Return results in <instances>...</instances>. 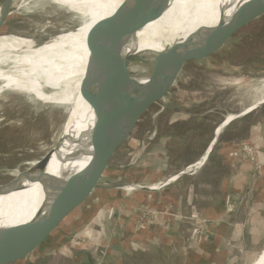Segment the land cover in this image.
<instances>
[{
    "label": "rangeland",
    "instance_id": "374dc122",
    "mask_svg": "<svg viewBox=\"0 0 264 264\" xmlns=\"http://www.w3.org/2000/svg\"><path fill=\"white\" fill-rule=\"evenodd\" d=\"M46 3L43 5L41 0H17L14 4L15 10L3 31L25 37L31 42L25 47H18L25 54L23 56H26L27 76L40 74L45 78L43 81L47 82V78L50 79L57 72L56 65L60 66L62 62L65 66L64 77H70L73 72L85 71L86 44H70L66 51L58 43L50 42L36 49L33 40L58 36L77 25L73 13L49 1ZM225 38L205 47L202 57L197 52L183 63L182 71L170 93L143 116L130 140L114 157L101 184H123L128 180L130 182L131 179L125 173L128 168L123 169L129 166L132 171L137 170L138 178L145 176L149 183L158 184L169 180L176 175L169 174L175 172L170 167V161L168 163L171 154L170 150L167 152V148L170 145L181 142L179 148H174L176 152H181L189 140L196 138L199 133H202L199 138L209 137L203 153L190 165L194 164L205 154L209 143L214 139L215 131L226 117L241 114L264 97V16L236 33L227 43L220 45ZM1 41H4L3 38ZM57 76L60 77V73ZM45 91L48 94L53 92L51 89ZM67 111V107L43 103L33 94L25 93L16 86L4 88V83L0 81V185L14 179L52 149L62 134ZM263 123L264 104L233 120L219 135L215 149L230 143L243 145L251 128ZM182 130L185 131L180 133ZM169 132L173 133L171 137ZM154 135V140H150ZM260 142L263 141L255 139L253 147L261 155L263 149ZM141 144L144 159V155L141 157L138 154ZM164 150L166 158L164 156L163 159L161 151ZM167 163L170 165L168 168ZM197 176L198 173L189 176V183L198 181ZM203 190L204 188L202 192ZM119 193L123 192L110 196L105 189L95 190L85 205L76 211V214L81 215L79 219L71 223V217L67 216L55 228L62 230L54 232L45 229L36 231L33 236L31 234L32 241L27 242L25 250L22 242L10 252L8 264H89L90 255L87 257L84 254L80 257L78 254L91 249V237L97 241L96 249L101 258L104 254L102 246L108 240L104 235L105 225L96 214L111 203L112 199L120 196ZM89 202L91 206L87 208ZM170 209L172 212L173 208ZM113 214L114 210H111L110 216ZM161 225L163 228L166 226ZM173 226L175 225L172 224ZM43 236L48 239L33 247L37 239ZM263 247L264 245L259 252L252 255L254 259L250 264L256 262Z\"/></svg>",
    "mask_w": 264,
    "mask_h": 264
},
{
    "label": "bare ground",
    "instance_id": "6f19581e",
    "mask_svg": "<svg viewBox=\"0 0 264 264\" xmlns=\"http://www.w3.org/2000/svg\"><path fill=\"white\" fill-rule=\"evenodd\" d=\"M41 1H43V5L47 4L46 0ZM124 1L126 0H59L71 12H76L80 25L75 33L61 35L51 43H58L66 51L70 44L85 43L86 59L84 63L87 65L89 31L99 21L113 15ZM242 1L244 0H171L168 11L158 21L149 24L137 33L136 41L130 43L125 51L129 52L137 44L138 52H159L165 45L176 41L172 48L173 59L177 66H182L188 58L194 57L197 52H200L198 54L202 57L204 54L202 50L205 47L229 35L236 34L264 15L234 17L235 4ZM223 6L227 8L224 13L225 21L219 24V9ZM230 6L233 7L228 9ZM3 40L0 42V81L4 83V88L16 86L24 90L25 93L35 95L36 99L43 102L54 104L62 102L73 105L69 111L70 117L64 132L65 135L72 136L67 142L70 144L67 147L64 143L62 147L59 146L55 150L47 173L58 177L63 169L71 171L83 169L89 163L106 133L111 129L102 122L101 118L105 115L107 108H110L116 100L117 83L111 82L104 85L85 101L79 90L85 71L73 72L70 77H64L65 66L62 62V65H56L57 72H54V76L51 75L50 79L47 78V82L43 81L45 78L40 74L27 76L26 56H23L25 54L18 47H25L31 42L25 37L16 36L4 37ZM57 73H60V77L57 76ZM47 87L57 88L58 92L60 91L59 95L63 94L64 96L67 93L68 96L65 95L60 99L56 93L46 94L44 89ZM74 94H76L75 97ZM258 103H264V97L256 104ZM252 106L254 107V105ZM226 119L227 123L233 119V116L226 117ZM127 121L128 117L126 116L122 123L125 124ZM222 127L217 130V135L221 134ZM25 186L29 188L0 197V264L2 260H8L10 252H13L19 243L23 242L25 250L27 242L32 241V236L36 231L53 230L62 222V219H58V223L55 225L48 221L34 220V218L41 204L49 206L66 191L43 190L41 184L35 182H25ZM34 222L36 225H33ZM254 264H264V250Z\"/></svg>",
    "mask_w": 264,
    "mask_h": 264
},
{
    "label": "water",
    "instance_id": "95a60500",
    "mask_svg": "<svg viewBox=\"0 0 264 264\" xmlns=\"http://www.w3.org/2000/svg\"><path fill=\"white\" fill-rule=\"evenodd\" d=\"M16 1L0 0V39L15 36L5 33L3 30L15 10L14 4ZM46 1L71 12L59 0ZM170 5L171 0H126L113 15L99 21L89 31L87 39L89 56L79 87L81 97L86 101L104 85L111 82L117 83L116 100L110 108H107L105 115L101 118L102 122L107 124L106 126H109L111 129L102 139L89 163L83 169L77 171L63 169L58 174V177L47 173V168L55 150L59 146L62 147L64 143L67 147L70 144L67 142L70 141L71 135H65L64 132L70 117L69 111L73 105L71 106L68 103L62 102L54 104L41 101L47 104L67 107L68 112L62 134L52 149L39 161L35 162L33 166L19 173L17 177L8 183L0 185V197L9 196L28 189L29 187L25 186V182L39 183L43 190L66 191L53 205L43 206L41 204L34 218L37 221H48L56 225L58 219H64L69 216L68 214L80 210L95 190L131 186L106 185L101 184V180L106 171L111 168L114 157L132 137L143 116L153 106L162 102L170 93L180 71H182V67L181 65L177 66L176 61L173 59L172 48L173 43L176 41L170 45H165L162 51L159 52H138L137 44L129 52L125 50L130 43L136 41L135 37L137 33L141 32L149 24L158 21L168 11ZM231 7L233 6H230L228 9ZM226 9L224 6L219 9V24L225 21L224 13ZM71 13L74 14V20L77 25L58 36L43 40H33L36 49L56 40L61 35H67L70 32L75 33L78 30L80 25L79 16L76 12ZM233 14L234 17L264 14V0H244L241 3H236ZM235 35H229L224 41H221L220 45L227 43ZM45 89L53 90L52 93H60L57 88L47 87ZM45 89L44 92L46 93ZM65 95L68 96L67 93ZM64 96L63 94L57 95L60 99ZM75 96L76 94H74ZM262 104L264 103H258L252 109L233 116V119L227 123L226 119L217 130L223 126V131L233 120L246 115ZM126 116L128 117V121L123 124L122 122ZM217 130L200 165L207 160L219 138L220 134L217 135ZM183 175L181 173L175 175L171 180L178 179ZM47 239V236L38 238L33 247L41 245ZM1 264H8V262L2 260Z\"/></svg>",
    "mask_w": 264,
    "mask_h": 264
},
{
    "label": "crops",
    "instance_id": "0c3cea01",
    "mask_svg": "<svg viewBox=\"0 0 264 264\" xmlns=\"http://www.w3.org/2000/svg\"><path fill=\"white\" fill-rule=\"evenodd\" d=\"M154 138L155 135L150 140ZM257 138L263 141L260 145L264 160V123L253 126L244 143L253 145ZM213 150L198 172V181L189 183L190 175H184L159 192L139 189L125 193L122 188H104L113 195L124 193H119L120 196L107 204L109 207L106 205L96 214L105 225L104 235L108 241L102 246L104 254L99 257L97 241L91 237V249L78 255H90L89 264H250L254 259L252 255L264 245V165H256L240 156L238 145L234 143ZM142 152L141 144L138 154L144 155V159ZM161 152L164 159L166 150ZM173 168L175 172L169 174L181 171ZM123 169H127L126 176L131 180L115 185L153 184L147 182L145 176L138 178L137 170L132 171L130 166ZM90 206L89 202L86 207ZM144 206L158 211L172 207L173 212L185 215L195 212L210 221L208 234L197 248L189 246V225L174 222L171 229L163 228L161 224L169 221L163 214L138 228L136 220L139 209ZM111 210H114L113 216H110ZM68 217L72 223L81 215L72 212Z\"/></svg>",
    "mask_w": 264,
    "mask_h": 264
},
{
    "label": "built area",
    "instance_id": "2783aa9c",
    "mask_svg": "<svg viewBox=\"0 0 264 264\" xmlns=\"http://www.w3.org/2000/svg\"><path fill=\"white\" fill-rule=\"evenodd\" d=\"M238 148H239V155L242 156L243 158L252 161L256 165H260V166L264 165V160L261 158V155L258 152H256V147H253L252 144L244 143L243 145H238ZM202 158L197 162H195L194 164L187 166L184 170H181L180 172L176 173V175L180 173L190 176L197 174L206 162L205 161L202 165H200ZM173 177H171L167 181H164L163 183L150 184V185L136 184V185H131L130 187L129 186L123 187L122 189L125 192H134L139 189L155 192L157 190L166 188L171 183L175 182L177 179L171 180ZM170 208L171 207H168L164 211H158L148 206H144L140 208L139 209L140 214L138 219L136 220V226L138 228L146 226L147 224L156 221L160 214H163L169 218V221L166 223L167 229H171L172 224L174 222L187 223L189 225V231L191 236L190 240L192 242V246L198 247L199 245H201L204 237L208 234L210 221L200 218L199 215L195 212H192L190 215L183 216L184 214L180 212H173V211L171 212Z\"/></svg>",
    "mask_w": 264,
    "mask_h": 264
},
{
    "label": "trees",
    "instance_id": "16d2710c",
    "mask_svg": "<svg viewBox=\"0 0 264 264\" xmlns=\"http://www.w3.org/2000/svg\"><path fill=\"white\" fill-rule=\"evenodd\" d=\"M198 118H200V117H198ZM200 120H202V119H200ZM184 131L185 130H182L180 133H183ZM172 134H173L172 132L168 133V135L170 137L172 136ZM201 134L199 133L196 138L190 139L187 146H184V148L181 152L180 151L176 152L175 151L176 149H174V148H179V146L182 144L179 141L175 142L174 146L172 144V146L170 145L171 147L169 146V148H167V152L170 150V154H171L169 156V161H170L171 166L178 168L177 170H183L186 166H188L192 162H194V160L200 154L203 153V151L205 149L204 146H205V144H207L206 142H209V137H207L206 139L199 138V136H201ZM177 137H179V136L177 135ZM231 137H232V135H231ZM197 138H199V139H197ZM176 139L178 140V138H176ZM181 159H184V161L181 162ZM107 192H109L108 195L113 196V194L110 191H107ZM100 194L104 195L103 192H100Z\"/></svg>",
    "mask_w": 264,
    "mask_h": 264
},
{
    "label": "flooded vegetation",
    "instance_id": "af4514ba",
    "mask_svg": "<svg viewBox=\"0 0 264 264\" xmlns=\"http://www.w3.org/2000/svg\"><path fill=\"white\" fill-rule=\"evenodd\" d=\"M264 16V15H263Z\"/></svg>",
    "mask_w": 264,
    "mask_h": 264
}]
</instances>
